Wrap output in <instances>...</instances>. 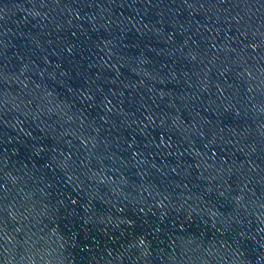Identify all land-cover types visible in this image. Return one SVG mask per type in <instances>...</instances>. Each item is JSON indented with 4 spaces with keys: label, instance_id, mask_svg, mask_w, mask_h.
<instances>
[{
    "label": "water",
    "instance_id": "obj_1",
    "mask_svg": "<svg viewBox=\"0 0 264 264\" xmlns=\"http://www.w3.org/2000/svg\"><path fill=\"white\" fill-rule=\"evenodd\" d=\"M0 264H264V0H0Z\"/></svg>",
    "mask_w": 264,
    "mask_h": 264
}]
</instances>
